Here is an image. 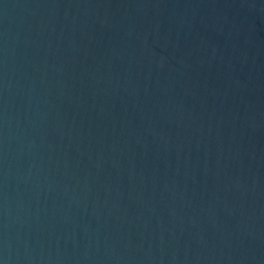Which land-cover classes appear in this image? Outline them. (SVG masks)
<instances>
[{
  "label": "water",
  "instance_id": "obj_1",
  "mask_svg": "<svg viewBox=\"0 0 264 264\" xmlns=\"http://www.w3.org/2000/svg\"><path fill=\"white\" fill-rule=\"evenodd\" d=\"M0 264H264V0H0Z\"/></svg>",
  "mask_w": 264,
  "mask_h": 264
}]
</instances>
